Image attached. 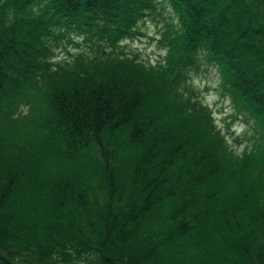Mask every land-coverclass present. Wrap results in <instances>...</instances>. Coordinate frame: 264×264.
Here are the masks:
<instances>
[{
  "label": "trees",
  "instance_id": "16d2710c",
  "mask_svg": "<svg viewBox=\"0 0 264 264\" xmlns=\"http://www.w3.org/2000/svg\"><path fill=\"white\" fill-rule=\"evenodd\" d=\"M166 5L148 65L123 42ZM71 35L89 52L56 60ZM0 264H264V0H0Z\"/></svg>",
  "mask_w": 264,
  "mask_h": 264
},
{
  "label": "rangeland",
  "instance_id": "374dc122",
  "mask_svg": "<svg viewBox=\"0 0 264 264\" xmlns=\"http://www.w3.org/2000/svg\"><path fill=\"white\" fill-rule=\"evenodd\" d=\"M171 8L166 5L161 15L147 18L140 22L137 31L140 32L131 39L123 42L125 51L131 56L138 57L145 64L155 65L164 55L160 45L161 32L166 20L171 18ZM75 43L63 40L55 50L56 60H70L79 52H89L82 39L71 35ZM191 85L199 93L203 101L212 111L217 128L222 132L229 147L241 154L249 149L255 136L252 120L239 111L230 97L221 87L220 76L215 65L203 61L201 69L191 75Z\"/></svg>",
  "mask_w": 264,
  "mask_h": 264
}]
</instances>
